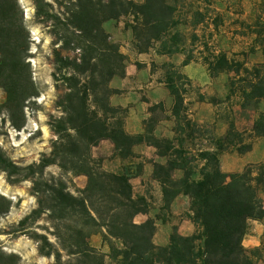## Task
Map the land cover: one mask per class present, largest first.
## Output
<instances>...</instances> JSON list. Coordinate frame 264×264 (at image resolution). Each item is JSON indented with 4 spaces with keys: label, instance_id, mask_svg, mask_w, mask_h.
Instances as JSON below:
<instances>
[{
    "label": "trees",
    "instance_id": "16d2710c",
    "mask_svg": "<svg viewBox=\"0 0 264 264\" xmlns=\"http://www.w3.org/2000/svg\"><path fill=\"white\" fill-rule=\"evenodd\" d=\"M54 1L61 8L56 9L49 0H33L37 22L49 27L54 38L52 75L60 91L56 104L61 115H52L49 125L56 138L49 153L28 165L16 163L0 146V171L7 181H31V193L37 198V207L19 223L21 232L38 243L42 256L54 257L51 264H106L107 256L115 264H253L255 253L243 241L249 221L264 217V160L242 172L223 171L222 154L243 141L235 122L229 120L227 133L218 138L209 132L211 147H190L202 126L189 117L188 105L175 84L181 74L172 63L165 67L175 101L172 115L180 127L177 136H155V119L143 137L128 133L124 108L111 102L117 92L111 82L126 76L127 57L105 23L132 15L136 40L147 46L162 42L159 52L163 54L180 53L185 36L176 30V1ZM31 44L20 0H0V86L7 94L0 104V117H8L18 130L27 123L26 108L41 94L33 76ZM206 63L212 76L222 70L237 74L233 84L239 86L242 106L264 98V63L236 67L223 52ZM161 106L155 104L149 111ZM252 133L264 137V111L258 113ZM104 140H110L115 153L124 158L133 155L132 149L140 141L157 148L162 160L154 162L153 177L162 185L167 202L179 194L189 197L197 226L194 234L184 236L175 230L169 244L153 241L155 221L135 220L147 212L146 198L134 195L131 182L142 166L137 164L134 173L130 168L124 173L105 170L104 158L94 155V148ZM251 148L247 144L240 151ZM52 165L62 172H48ZM178 172L182 174L177 178ZM80 175L87 177V184L74 191L71 185ZM13 205L12 199L0 194V217ZM45 217L51 224L47 233L32 228ZM101 231L110 248L108 255L90 243V237ZM0 264H19V257L0 249Z\"/></svg>",
    "mask_w": 264,
    "mask_h": 264
},
{
    "label": "rangeland",
    "instance_id": "374dc122",
    "mask_svg": "<svg viewBox=\"0 0 264 264\" xmlns=\"http://www.w3.org/2000/svg\"><path fill=\"white\" fill-rule=\"evenodd\" d=\"M49 1L55 4L56 9L61 8V4L54 0ZM175 1L177 6L175 18L178 22L176 30L185 36L182 42L183 51L180 53L163 54L159 52L162 49V42H153L152 45L147 46L145 41L136 40L131 27L132 15L123 16L119 20H113L104 25L106 31L111 34L112 40L120 45L121 51L126 55V68L131 74L128 80L125 77H116L111 82L118 96L129 93L130 106H122L124 108L122 114L127 120L129 108L149 103V111L150 107L161 103V107L153 112L149 111L147 115L144 114L147 116L144 121L145 128L147 126L149 128L151 119H155L153 131L155 136L158 138L177 136L180 127L172 115L175 101L167 84V68L165 67L166 64L172 63L181 74L180 77H176L175 84L188 105L189 117L202 126L201 131L194 135L196 138L192 140L190 147L196 149L211 147V139H207L210 131L214 138L220 137L217 132L221 130V124L218 125L216 121L212 122L213 112H215L216 119L223 121L224 125L229 126L228 121L232 120L237 129L242 132V143H236L224 153L235 157L242 156L245 154L240 151L242 147L247 144L253 146L258 139L264 141V137L255 136L250 131L258 113L264 110V100L250 101L246 106H242L244 100L239 93V86L233 84L236 82L237 74L234 71L222 70L217 76H212L206 61L207 59L211 61L216 54L223 52L236 67L238 64L247 63L248 54L253 49L251 45L248 46L247 42L253 40L252 43H261L264 39L261 36L264 32V0L255 6L261 15L251 24L248 21L251 16H246L245 10L249 5L246 0ZM20 4L24 9L26 23L31 34L30 59L33 76L41 94L35 98L34 104L26 108L27 123L21 130L12 127L5 115L0 117V146L16 163L28 165L39 162L43 154L51 151L52 141L56 136L49 122L52 115L60 116L61 110L56 104L60 91L56 88L52 75L54 71L52 41L54 38L49 27L37 22L33 0H20ZM173 32L175 30H172L171 34ZM141 49L145 51L141 52ZM188 63L194 64L193 67L198 69L193 72L203 80L204 86H199L198 81L190 77L186 70ZM246 65L252 66L251 63ZM214 77L215 83H210L211 78ZM203 88H208L209 91L201 92ZM6 95L4 88L0 86V104L5 102ZM189 96L192 99L188 100ZM193 98L206 102L207 107L201 114L203 121H198L195 116ZM96 152H105V150L101 147ZM96 156L104 157L101 154ZM159 160L162 159L159 158ZM47 171L54 174L62 172L57 165L48 167ZM181 174L178 172L176 177H180ZM86 184L87 177L80 175L74 177L71 187L75 191L84 188ZM136 185H141L140 181H136ZM31 187V181L10 184L6 174L0 171V194L14 202L10 212L0 217V249L9 254H16L19 257V264H51L54 262V257L42 256L38 251V243L29 235L22 233L19 226L20 221L37 207V198L31 193ZM140 188L137 196L146 198V208L150 206L153 215L161 217L164 221L175 216L174 211L179 209L177 204L173 206L168 203L161 204L152 181H143V191ZM184 209H187V206L184 205ZM185 214L192 217L188 211H185ZM49 226L51 224L45 217L32 228L47 233L46 227ZM51 237L53 239V236ZM90 243L103 253L107 255L110 253L109 246L103 242L102 231L92 235ZM106 264L115 263L107 256Z\"/></svg>",
    "mask_w": 264,
    "mask_h": 264
},
{
    "label": "crops",
    "instance_id": "0c3cea01",
    "mask_svg": "<svg viewBox=\"0 0 264 264\" xmlns=\"http://www.w3.org/2000/svg\"><path fill=\"white\" fill-rule=\"evenodd\" d=\"M249 5L246 11V16L250 15L249 23H253V21L261 15V12L258 13V9L255 7L258 4L262 3V0H246ZM251 6H253L251 8ZM264 37V32L261 35ZM247 42L248 46L251 45L253 49L251 53L248 54V61L246 64L251 63L252 65L256 63H264V39L261 43H252ZM248 53V50H246ZM194 64L188 63L186 65V70L189 73L190 77L197 80L199 86H204L205 83L202 79H200L193 71L198 70L193 67ZM126 76L125 78L128 80L130 79V73L126 68ZM210 83H215V77L211 78ZM207 89H201V92H204ZM209 91V90H208ZM129 93L122 94V96H118L115 93L112 98L111 102L113 105H120L123 107L130 106V98ZM192 99L190 96L188 100ZM264 100V98H263ZM195 102V116L197 117L198 121H203L201 118L202 111L207 107L206 102L197 100L193 98ZM150 106L149 103H144L142 106H133L129 108V113L127 115V120H125V130L138 136L139 138L143 137L145 131L144 121L147 118L148 107ZM140 107L142 109H140ZM262 112L264 110H261ZM146 114V115H144ZM217 122V124H221V130H219V136H223L227 133L229 126L224 125L223 121H219L216 119V114L213 112L212 122ZM253 127H251L250 131L252 132ZM263 137V136H258ZM103 145V146H102ZM103 148L105 152H96L97 149ZM114 144L110 140L102 141L97 147H95L94 155L101 154L104 157L103 160V168L107 171L114 172V173H124L127 168H130V172L134 173L136 171V165L140 164L141 170L139 175H135V177L131 178V182L134 189V195L138 197V189L140 188L143 191V181L150 180L152 181L156 192L158 194V201L161 204L168 203L170 206L176 205L179 209L174 211L175 216L172 219H166L165 221L157 216L153 215L152 209L147 208V212L141 213L136 216L135 220L138 223L145 222L148 219H153L156 224V232L153 237V241L157 245H167L170 242L171 234L177 230L180 234L184 236H189L194 234L197 231V226L195 225L191 216L185 214V211H188L191 215H193L190 209V199L188 196L184 194H179L170 202H167L164 198L163 188L160 182H158L153 177L154 171V162L159 161V157L157 155V148L153 145L148 144L145 141H140L136 143L133 147V155L129 157H121L120 155L116 154L114 151ZM260 154V155H259ZM148 158V159H146ZM143 159V160H142ZM264 160V141L258 139L253 144L251 150L245 152L242 156L235 157L231 156L228 153H223L221 156V166L224 172L226 173H234L239 172L247 166L248 164L252 163H259ZM142 161V162H141ZM242 164L241 166L238 164ZM136 181H140L141 185L137 186ZM139 187V188H138ZM144 195V193H142ZM264 196V195H263ZM182 205V206H181ZM187 206V209H184ZM244 246L247 249L253 250L255 253L254 262L253 264H264V217L260 220L258 219H251L249 221V230L248 233L245 235L244 238Z\"/></svg>",
    "mask_w": 264,
    "mask_h": 264
}]
</instances>
